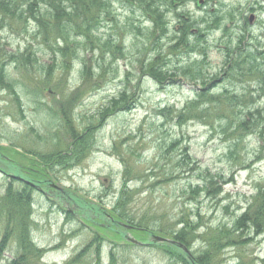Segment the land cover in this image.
Returning a JSON list of instances; mask_svg holds the SVG:
<instances>
[{"label": "rangeland", "instance_id": "obj_1", "mask_svg": "<svg viewBox=\"0 0 264 264\" xmlns=\"http://www.w3.org/2000/svg\"><path fill=\"white\" fill-rule=\"evenodd\" d=\"M215 1L219 2L210 0L198 9L194 0H167L163 16L168 34L153 40L154 27L150 20L132 16L113 0H104L108 9L100 15L101 27L93 33L92 44L83 37L72 39L68 45L71 55L66 53L62 60L53 54L55 51L47 50L41 37H33L37 29L32 23L25 27L31 36L26 38L20 25L12 27V31L4 26L0 31L1 45L8 54L27 48L26 56L32 67L24 68V58L17 57L18 63L4 59L5 82L13 86L15 94L0 86V148L6 149L5 155L15 163L20 164L15 158L21 157L24 166L46 173L44 177L37 172L39 178L50 179L62 190L110 212L124 191L127 208L137 220L155 222L164 229H180L178 224L183 217L194 224L200 223L197 231L200 235L207 228L229 225L252 201L250 197L256 189L264 186V158L256 156V140L251 136L231 147L232 136L221 133L214 113H204L205 118L198 113L185 114L174 121L164 118L168 117V111L164 117L160 113L169 108L173 116L177 115L203 88L201 81L195 84L189 78L174 75L178 74L176 68L198 62L206 85L214 76L220 78L226 35L232 39V48L239 38H244V44L250 46L257 43L264 46V10L259 4L255 8L259 21L252 26L246 23L244 28L239 23L242 12L254 7L257 0L250 3L221 0L214 5ZM228 14L232 19L227 18ZM184 15L191 18V23L195 21L193 29L198 28L203 35L196 40L198 37L188 31V43L194 44L189 55L174 56L169 52V66L162 72L170 76L159 85L147 73L148 66L160 61L174 45L180 35L173 28L177 22L182 23L180 16ZM215 16L223 18L220 29L219 24L211 23ZM203 18L206 22H202ZM225 29H229L226 34ZM119 34L122 39H118ZM52 45L58 43L53 41ZM106 46L119 48L121 55L114 53L116 59H113ZM83 63L90 70L84 77ZM210 86L211 83L205 88H210L208 92L213 94L226 88L240 98V106H257L256 79L218 81ZM122 93L127 96L125 104L114 107L111 101L118 100ZM108 108L110 111L103 115ZM204 122L213 124L216 131H210ZM73 132L89 136L91 144L87 146L86 157L77 165L71 161ZM48 154L53 155L52 160L40 161V156ZM202 184H207L209 197L205 196ZM8 186L13 191L26 188L0 174V199ZM196 187L197 192H189ZM30 195L33 200L30 236L32 243L44 253L26 259L24 264H65L74 257H77L75 264H95L96 260L109 264L110 247L113 264H182L159 248L125 246L112 233L100 229L98 217L90 222L74 220L39 192L31 191ZM5 228V219L0 217V242ZM16 234V230L10 233L0 264H9L21 255ZM96 235L102 238L101 243L91 245L81 254ZM199 248L198 243L190 248L196 258ZM263 256L264 236H258L244 247L223 250L212 264L251 261L259 264Z\"/></svg>", "mask_w": 264, "mask_h": 264}, {"label": "trees", "instance_id": "obj_2", "mask_svg": "<svg viewBox=\"0 0 264 264\" xmlns=\"http://www.w3.org/2000/svg\"><path fill=\"white\" fill-rule=\"evenodd\" d=\"M113 1L117 3L121 9L130 13L132 16L136 17L137 15H140V17L145 20H150L154 27L151 34L153 40L157 37L163 38L168 34L167 25L163 16L166 12L164 9L167 5V0ZM104 9H106L104 0H0V31L4 26L12 31V27H15L18 24L21 26L23 35L26 38L30 36L28 35L30 32L26 31L25 27H27L29 23H32L37 29V31L34 32L33 37L35 35L41 37L44 44H47V50L49 52L55 51L53 54H58L62 60L65 55L70 54L71 50L68 45H71L72 39L83 37L88 40L87 43L92 44L93 33L98 31L101 27L100 15L103 13ZM222 19V17L215 18L211 23L214 26L218 24L220 25ZM114 22L115 19L113 18V23ZM190 28L189 24L183 23V26L180 29V36L176 39L174 45L170 46L164 57L161 56L160 61L156 60L154 63L151 62L149 64L147 73L159 85H162L170 76V74L162 72L165 71V67L169 66V62L167 61V57L170 56L169 52L173 53L174 56H179L189 55L193 50L194 44H189L187 40V34ZM228 30L229 29H225L224 33H228ZM118 39H122L121 34H119ZM200 39L201 38H196V40ZM226 39V55L225 61L222 65L220 78L214 76L209 82L211 83L210 87L218 81L219 83H233L246 77H248V79H256L257 88L255 92L259 95L258 103H256L257 106L247 107L243 106V104L240 106V98L231 94L226 88L222 89L219 94H213L212 91L208 92L210 88H205V86L209 83L206 85L207 82L204 74L201 73L200 75L199 73V63L194 62L185 68H176L175 70L178 74L174 75L181 76L184 79L189 78L195 84L201 81L203 88L196 93L194 99L186 102L183 109L177 115L173 116V113L169 108L161 110L160 113H162L164 117V112L168 111V117L164 118L169 121H174L175 118H182V115L185 114L191 115L193 113H198L205 118L203 116L204 113H214L216 122H218V129L221 133L225 135L230 134L232 136V140L229 142L231 147L237 146L239 143H242L244 139L252 136L257 144L255 152L256 156L261 159L264 158V46L259 43L255 46H250L246 43L244 44V38H239L235 47L232 48L231 37L226 35ZM53 41L58 43V45H52ZM59 46H63V50L62 48H59ZM106 49L110 52L113 59H116V56L113 55L114 53H120L121 55L119 48L111 49L109 46H106ZM28 51L29 50L26 48L23 52L8 54V50L0 43V86L4 85L5 88L10 89L13 95L15 94L13 86L5 82L4 69L7 63L4 62V59L8 58L11 59L12 63H18L17 57L24 58L26 60V66L24 68L27 66L32 67L30 60H28L26 56ZM76 55L77 54L74 56ZM83 65L82 77L88 76L90 70L85 67V63H83ZM64 67L67 68V66ZM42 70H44V67ZM126 99L127 96L125 93H122L119 95L118 100L113 99L111 104L116 107L118 104H125ZM108 111H110L109 108L103 115ZM228 111L231 113H226ZM197 119H199V117H197ZM204 124L210 129V131H216V128H213V124L210 125L208 122H204ZM73 135L74 142L72 143L71 161L77 165L79 161L86 157L87 146L90 147L91 144L89 136L82 137L83 135H76L74 132ZM171 148H173V146L170 147V149ZM162 149L166 148L162 146ZM0 151L1 153L6 154V149L0 148ZM28 155L32 156L31 154ZM57 157L60 158V155L57 154ZM160 157H164V152L160 154ZM15 159L20 162V164L18 163L20 166L28 168L24 166L21 157ZM39 159L43 163H47L53 159V155H43L40 156ZM25 162L29 165L27 157H25ZM2 163L4 168L11 170L17 169L16 172L19 173L18 166L5 160H2ZM30 167L29 169H31ZM34 171L37 175H33V177L41 179L38 177L37 172L39 171ZM45 175L46 173H44L43 176L45 177ZM165 175L166 174H164V176ZM197 187L195 188V191L190 188L189 192L192 194L197 192ZM202 190L206 192L205 196H210L207 184H202ZM31 191L33 190L29 187L27 188V186L21 191H13L11 186H8L4 191L3 197L0 199V217L1 219H5L6 226L5 230H3L0 242V255L5 250L7 241L11 237L10 233L13 230L17 231L18 249L21 253L16 260L11 261L9 264H24L26 259H31L37 256L40 257L44 253L43 250L38 249L32 243L30 236V219L32 214ZM124 194L126 193L121 191L115 206L112 208L111 212H108L111 217L115 220L136 226L141 230L136 232L137 238L140 240L145 238V233L142 231L143 229L163 237L172 238L189 249L192 248L195 243L200 244L198 250L200 253L198 254L199 257L196 258V264H210V262L212 264L223 250H236L238 247L241 248L249 244L254 237L264 236V186L256 189V193L250 197L252 201L247 204L241 214L236 216L229 225L220 224L215 228H207L201 235L197 232L198 229L201 228L200 223L198 222V224H194L185 217H183L178 224L181 228L176 230L161 228L155 222L151 223L145 221V219L137 220L136 216L127 208L128 202L125 200ZM212 196L215 195L212 194ZM74 198L75 197L71 196L73 202H76L79 206L80 213L86 218L93 215L92 210L97 211V208L86 204L78 198L74 200ZM68 217L70 218V215ZM102 231L105 233L108 232V230L104 229H102ZM113 235L116 236L115 234ZM242 238H244L245 241H242ZM101 240L102 238L96 235L92 242L80 253L83 254L87 252L91 245H99ZM244 243L245 245L242 246ZM127 247H131V245H127ZM157 248L170 257V259H178L179 262L185 264L183 259L177 254L179 252L176 250L178 248L175 246ZM242 250L243 249L240 251ZM262 258L263 259L258 260L259 264H264V256ZM76 259L77 257H74L71 261L65 264H75ZM113 261V253L111 251L109 264H113ZM241 263L253 264L252 261L249 263ZM95 264H100V261L96 260Z\"/></svg>", "mask_w": 264, "mask_h": 264}, {"label": "water", "instance_id": "obj_3", "mask_svg": "<svg viewBox=\"0 0 264 264\" xmlns=\"http://www.w3.org/2000/svg\"><path fill=\"white\" fill-rule=\"evenodd\" d=\"M252 21H253V17L251 16V17H250V23H251ZM126 238H127L126 240H128L129 242H131V243H133V244H136V245H139V246L143 245V244H141V243L135 241V240L132 239V238H129V237H126ZM150 241H151V243H170V244L176 245V246H178L183 252H185V254H187L188 259L191 260V257H190V255H189V253L187 252V250H186L184 247H181L180 245H178V244H176V243H174V242H172V241H170V240H166V239H163V238H160V237H156V236H151ZM191 262H192V260H191Z\"/></svg>", "mask_w": 264, "mask_h": 264}, {"label": "flooded vegetation", "instance_id": "obj_4", "mask_svg": "<svg viewBox=\"0 0 264 264\" xmlns=\"http://www.w3.org/2000/svg\"><path fill=\"white\" fill-rule=\"evenodd\" d=\"M44 195H46V196H54L53 192H45V191H44Z\"/></svg>", "mask_w": 264, "mask_h": 264}]
</instances>
